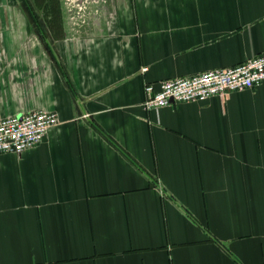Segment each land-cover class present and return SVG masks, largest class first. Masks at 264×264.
Returning a JSON list of instances; mask_svg holds the SVG:
<instances>
[{
	"label": "crops",
	"instance_id": "0c3cea01",
	"mask_svg": "<svg viewBox=\"0 0 264 264\" xmlns=\"http://www.w3.org/2000/svg\"><path fill=\"white\" fill-rule=\"evenodd\" d=\"M0 0V264H264V81L148 109L145 84L264 51V0ZM146 67V70H144Z\"/></svg>",
	"mask_w": 264,
	"mask_h": 264
},
{
	"label": "built area",
	"instance_id": "2783aa9c",
	"mask_svg": "<svg viewBox=\"0 0 264 264\" xmlns=\"http://www.w3.org/2000/svg\"><path fill=\"white\" fill-rule=\"evenodd\" d=\"M77 14L87 5L69 0ZM86 1V0H83ZM146 70V67H144ZM264 81V51L230 67L214 68L193 75L163 79L145 85V106L159 110L173 102H193L228 96L233 91L256 88ZM60 123L54 111L34 110L23 115L0 117V153H21L41 143L48 131Z\"/></svg>",
	"mask_w": 264,
	"mask_h": 264
},
{
	"label": "water",
	"instance_id": "95a60500",
	"mask_svg": "<svg viewBox=\"0 0 264 264\" xmlns=\"http://www.w3.org/2000/svg\"><path fill=\"white\" fill-rule=\"evenodd\" d=\"M19 1L21 3V6L24 8L25 12L27 13L28 17L30 18L31 16L26 2L24 0H19Z\"/></svg>",
	"mask_w": 264,
	"mask_h": 264
}]
</instances>
